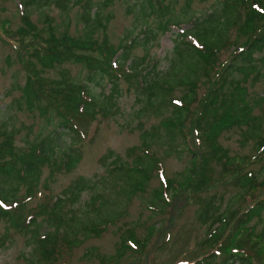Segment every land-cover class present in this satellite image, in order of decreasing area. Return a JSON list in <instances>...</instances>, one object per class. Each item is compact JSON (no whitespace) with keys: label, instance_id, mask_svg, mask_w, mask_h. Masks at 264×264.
<instances>
[{"label":"trees","instance_id":"1","mask_svg":"<svg viewBox=\"0 0 264 264\" xmlns=\"http://www.w3.org/2000/svg\"><path fill=\"white\" fill-rule=\"evenodd\" d=\"M20 1L26 9L22 11L23 25L19 27L18 34L33 40V44H28L26 52L21 54L27 75L22 87L20 109L24 103L29 111L41 110L42 114L51 111L58 118V124L46 135L39 136L32 143L22 147L15 145L16 129H9V126L5 125L1 130L0 219L4 218L8 227L0 236V249L12 238L11 230L9 231V228H12L19 233L31 234L32 240L37 244L40 258L31 264H56L68 249L80 246L83 239L91 234L101 235L108 228L109 222L106 225L99 224L100 218L106 221V207L109 211H121L120 214L124 213V217L127 207L124 209L126 205L123 201L129 203L136 194L145 190V185L151 179L147 169H150V166L147 165H154L156 168L159 164L158 157L145 149V154L132 160L134 167L128 168V161H123L119 154L109 150L102 157L104 164L109 165L108 177L101 178L104 180L102 185L95 184L91 178L80 176L55 197L48 194L39 195V182L45 166L52 165V169L69 172L82 159L81 148H73L72 144L68 147L67 143L61 144L66 142L65 136L70 135L73 144L81 143L83 131L80 126L85 119L95 118L99 112L105 116L118 113L117 103L122 95L120 81L123 79L135 83L144 96L141 98L145 103L139 110L140 114L151 111L155 115L164 116L166 111H170L169 115L161 119L159 125L143 131L141 137L145 146L158 142L167 147V154L180 152L176 140L179 135L186 137L185 125L189 119L193 121L194 132L198 133L196 139L207 148V151L201 154L200 162L198 155L193 156L190 172L184 183L192 184L194 192L210 186L215 173L213 162H222L223 173L236 174L241 172L240 166L244 161L263 163V122L252 113L253 108L246 98L247 90L243 84L247 80L246 76L253 71H256V75H253L255 80L263 75L261 67H264V58L261 59L263 63L259 67L255 55L264 49V0H224L219 10L211 11L203 19L196 18L191 30L182 28L184 20L173 17L170 4H166L165 0H157L158 6L154 4L155 0H142L134 4L138 8L133 13L142 19L150 14L156 15L158 26L153 28L151 25H145L144 29H141L143 38L134 36L132 29L118 46L111 44L107 38L100 42L95 36L96 32L107 28L111 14H105L104 9L110 6L113 0H77L83 3L84 8L80 15L81 20L85 22L82 37L71 35L68 28L58 32L48 17L45 19L46 24L40 27L33 21L32 12L28 9L29 2L34 0ZM192 2L193 0H185L181 17L188 18ZM61 3L65 11L70 10L65 0ZM241 10L244 18L239 30L240 34L247 36V40L231 62L218 73V77L214 78L217 53L228 42L225 40L228 30L236 22V14ZM129 11L132 12V9L129 8ZM171 26H177L178 29L171 59L173 72L168 71L167 77L163 74L162 79H158L160 71H157V68L161 60L150 57L147 45L158 33L170 31ZM193 34L197 35L200 45L188 40ZM137 46L147 49L146 54L134 56L133 50ZM186 53L196 64L194 68L185 58ZM177 56L181 62H178L180 67L176 65ZM67 61L80 62L88 67L89 82H76L67 69L61 71L60 78L43 75L45 70L54 69ZM235 71H241L242 78L234 79ZM198 72L207 77V83L213 82V85L200 102L197 111H194L193 106L199 100L196 90L200 78ZM180 74V79H175ZM105 77L110 81V91L104 93L101 89L98 93L100 96L95 95L90 83H93L94 87H101ZM176 86H187L189 92L173 99L171 93ZM243 125L249 126L248 134L251 138H256L257 154L253 157H242L238 165L235 164L236 158L231 157L228 150L218 143V138L222 131ZM160 128L167 132L166 135L159 131ZM130 150L132 154L136 149L133 147ZM111 157L113 159L109 160ZM106 160H109L108 164ZM121 170L125 172L122 175L119 174ZM129 182L132 188L128 193L129 188L124 191L123 187ZM171 184L170 182L169 186ZM22 185L26 187V192L19 195L18 191ZM101 186L103 189H100ZM238 188L240 192L231 197L225 207L223 193H213L201 200L197 219L208 227V236L202 245L217 244L239 212H243V217L238 221L236 232L229 242H221L216 248L217 251L194 264H264V247L261 246L262 243L264 246L263 233L256 232L259 220L263 218L264 178L260 179L253 171H248L239 177ZM90 190H93L90 198L85 200L81 212L77 213L76 205L81 203L83 193ZM105 192H108L109 196H106ZM162 193L163 189L159 187L154 193L152 203H155L154 199H159ZM33 197H38L39 201L29 206ZM248 198L252 199V203L243 206L240 202L247 201ZM252 219L258 221L249 225ZM40 220L46 222L53 231L42 234L43 223ZM117 220L114 219L113 223ZM79 224V234L84 233V238H76L72 243L68 236L71 231L79 229ZM131 236L135 234L132 233ZM137 243L141 247L145 245L139 240ZM125 247L126 244H123L119 249L118 257L121 258L128 252ZM223 251L226 254L221 262H216L215 259Z\"/></svg>","mask_w":264,"mask_h":264},{"label":"rangeland","instance_id":"2","mask_svg":"<svg viewBox=\"0 0 264 264\" xmlns=\"http://www.w3.org/2000/svg\"><path fill=\"white\" fill-rule=\"evenodd\" d=\"M62 1L34 0L31 3L29 2L28 9L32 12L33 21L43 27L46 24L45 19L48 17L52 20V25L58 32L68 28L71 35L82 37L85 27V22L80 18L84 10L83 3L81 1L77 2V0H65L67 6L70 7L69 11H65ZM141 1L113 0V3L104 9L105 14H111V19L107 23L106 29L95 33L98 40L101 42L107 38L111 44L118 46L132 29L134 30V36L143 38L141 29L145 25L156 28L159 24L156 15L150 14L142 19L137 18L136 14L133 13L138 8L134 4ZM223 1L193 0L188 18L186 16L181 17L185 0H165V3L170 4L173 17L184 20L182 28L191 30L194 27L193 21L196 18L203 19L211 11L219 10ZM154 4L158 6L159 2L155 0ZM129 8L132 9V12L129 11ZM25 9L26 6L23 7L20 0H0V141H2L1 130L5 128V125L9 126V129L13 128L17 131L14 140L17 147L32 143L39 136L46 135L58 124V118L51 111L47 114H42L41 110L29 111L24 103L23 108L20 109L22 87L25 85L27 75L21 54L26 52L28 44H33L30 37L24 38L18 34L19 27L23 25L22 11ZM243 18L244 14L241 10L236 14V22L228 30L225 39L228 42L217 53V64L213 71L216 72L214 78L218 77V73L231 62L233 56L239 52L247 40V36L243 33L240 34L239 30ZM67 23H69L68 26ZM177 32V26H171L170 31L158 33L157 37L147 45L150 57L161 60L157 68V71L161 73H159L158 79H162L163 74L167 77L168 71L173 72L171 59L174 55L173 49ZM188 40L201 44L195 34L189 36ZM146 52L147 49L143 46H137L133 50V55L140 57L145 55ZM189 56L188 53L185 54V58L194 68L196 64ZM255 56L257 66L260 67L263 63L261 59L264 58V49L257 52ZM178 62H180L179 56L176 57V65L180 67ZM63 69H67L76 82H89L90 69L80 62L74 61H67L54 69L45 70L43 75L49 78H60ZM261 72L263 75L258 80H255L253 76L256 75V71L251 72L246 76L245 79L247 80L244 81L243 86L247 90L246 98L253 108L252 113L258 116L259 121L263 122L261 130L264 136V67H261ZM198 74L200 78L196 90L197 99L199 100L193 106L194 111H197L200 102L213 85V82L207 83V77H203L200 72ZM180 76L181 74L175 79H180ZM233 77L234 79L242 78V72L235 71ZM90 87H92L95 95L100 96L98 93L101 89L104 93H108L111 84L109 79L105 77L101 87H94L93 83H90ZM120 90L122 95L117 103V114L105 116L102 112H99L95 118H88L82 122L83 124L80 123V125L82 124L80 128L83 131L81 143L73 144L70 135L65 136L66 142L63 141L61 144L67 143V147L72 144L73 148H81L82 159L69 172L52 169V165L45 166L42 169L39 182V195L48 194L55 197L80 176L91 178L95 184L102 185L101 182L109 174V169H107L109 165L104 164L102 157L109 150L119 154L123 161H128L130 163L126 166L128 168L134 167L132 160L138 155L145 154V149L153 152L158 157L159 164L156 168L154 165H147L150 166V169H147L150 172L151 179L145 185V190L136 194L129 203L126 200L123 201V204L126 205L124 209L127 207L124 217H122L124 213L120 214L121 211H109V208L106 207V221L100 218L99 224L106 225L109 222L110 225L101 235L91 234L88 238H84V233L79 234L81 229V224H79V229L71 231L68 239L73 243L76 238L78 240L84 238L82 244L68 249L67 253L56 264H194L213 251H217L216 248L219 247L221 242H229L236 232L238 221L243 217V212H239L225 234L219 238L220 241L217 244L213 246L202 245V242L208 236V227L197 219V211L201 200L213 193H223L225 195L223 207H225L227 201L240 192L238 179L241 175L253 171L260 179L264 178V160L263 163L244 161L240 166L242 169L239 174L223 173L222 162H213L212 167L215 173L210 186L194 192L192 184H185V186L184 183L190 172L193 156L197 157L198 155V162H200V156L203 151H207V148L196 139L198 133L197 131L194 132L193 121L189 119L185 125L186 137L183 138L179 135L176 140L180 152L167 154V147L160 145L158 142L153 143L151 146H145L141 137L143 131L154 125H159L161 119L166 117L165 115H169L170 111H166L164 116L155 115L151 111L140 114L139 110L145 102L144 99L141 100L144 96L137 89L135 83L123 79L120 81ZM186 92H189L187 86H176L171 96L173 99L180 98ZM182 103L184 102L182 101ZM248 130H250V127L246 125L234 127L222 131L218 138V143L228 150L231 157L236 158L235 164L239 165L242 157H253L257 154L256 138H251ZM159 131L164 135L167 133L162 128ZM133 147L136 150L130 154V149ZM112 159V157L109 158V160ZM109 160H106V164L109 163ZM53 170L54 172H52ZM124 173L122 170L119 171L120 175ZM101 178L103 179L101 180ZM170 182L172 183L171 186H169ZM111 185L114 186L113 183ZM125 186L123 187L124 191L129 188V193L132 188L131 182L125 184ZM159 187L163 189V193L159 199H154L155 203H152L154 193ZM100 189H103V186ZM164 189L167 191H164ZM92 191L83 193L81 203L75 207L77 213L81 212L85 200L90 198ZM25 192L26 187L22 185L18 193L22 195ZM105 194L109 196L108 192H105ZM38 201V197H33L29 202V206L35 205ZM240 203L247 206L252 203V199L248 198L247 201L243 200ZM262 216L263 218L259 220L256 232L263 233L262 241H264V209L262 210ZM114 219L118 220L113 223ZM42 221L40 220V222ZM257 221L252 219L249 225H254ZM42 223V234L49 230L53 231V228L49 227L46 222ZM7 227L8 222L1 218L0 236L4 234ZM10 230L12 238L6 243L5 247L0 249V264H31L39 260L40 255L36 249L37 244L32 240V235L19 233L12 228H9ZM132 233L135 236H131ZM138 240L143 244L145 243V245L141 247L137 243ZM123 244H126L125 250L128 252L120 258L117 256V252ZM261 246L264 247L263 243ZM90 252L95 253L91 254ZM225 254V251L219 254L215 259L216 262L220 263Z\"/></svg>","mask_w":264,"mask_h":264}]
</instances>
